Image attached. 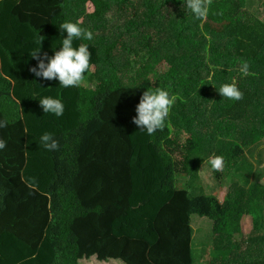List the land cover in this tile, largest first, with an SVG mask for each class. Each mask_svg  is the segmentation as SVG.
Here are the masks:
<instances>
[{
  "label": "trees",
  "instance_id": "16d2710c",
  "mask_svg": "<svg viewBox=\"0 0 264 264\" xmlns=\"http://www.w3.org/2000/svg\"><path fill=\"white\" fill-rule=\"evenodd\" d=\"M246 1L213 0L205 20L184 9L183 0L0 2L1 72L14 83L22 115L0 128L7 142L0 150V180L11 192L0 217V264H81L92 257L105 264H201L192 215L213 224L207 264H264V185H250L249 176L236 170L250 147L264 143V20ZM64 22L93 33L92 40L73 43L89 46V87H60L29 71L37 64L30 53L40 35L42 53L51 57L60 50ZM245 61L247 76L240 70ZM225 83H235L243 99L223 98L218 91ZM156 87L179 99L165 128L147 136L131 121L143 92ZM45 96L62 100V116L43 112L39 100ZM0 121H6L1 113ZM133 131L138 145L148 137L144 144L149 157L154 154L153 188L157 183L175 203L179 197L185 202L184 219L173 202L156 219L162 257L147 241L112 233L109 215L137 198ZM44 132L64 140L62 187L52 153L40 145ZM214 155L224 157L222 173L216 172L220 181L241 180L222 202L205 195L200 183V169ZM22 177H34L37 188ZM146 193L135 201L148 202L153 193Z\"/></svg>",
  "mask_w": 264,
  "mask_h": 264
},
{
  "label": "clouds",
  "instance_id": "9594fccd",
  "mask_svg": "<svg viewBox=\"0 0 264 264\" xmlns=\"http://www.w3.org/2000/svg\"><path fill=\"white\" fill-rule=\"evenodd\" d=\"M213 0H183V8L190 11L194 18L205 20L208 16L210 6ZM61 33H67V37L62 40V46L59 51H55L53 56L47 52H41L43 36H39V47L34 49L30 56L37 61V64L29 69L30 73L37 78L46 81L58 80L60 87H79L85 83V73L93 68L89 46L80 44L74 47L76 39H93V33L82 28L79 22H64L59 26ZM250 65L245 61L241 64V72L247 76ZM219 94L223 98L233 101L243 99V93L235 83H225L219 88ZM176 95H170L164 88H148L143 92L138 105L136 106V116L132 118V123L139 128V131L146 132L148 135L155 134L158 130H163L170 111L176 103ZM39 106L45 114H53L60 117L64 113V104L62 100L45 96L39 100ZM7 127V121H0V128ZM26 131V129H25ZM40 145L50 152L59 151L60 143L54 137L53 133L44 132L40 136ZM7 142L0 138V150L5 149ZM208 163L212 171H222L224 167V157L214 155L209 157ZM203 171V169H202ZM22 182L30 189H36L35 178H24Z\"/></svg>",
  "mask_w": 264,
  "mask_h": 264
},
{
  "label": "rangeland",
  "instance_id": "374dc122",
  "mask_svg": "<svg viewBox=\"0 0 264 264\" xmlns=\"http://www.w3.org/2000/svg\"><path fill=\"white\" fill-rule=\"evenodd\" d=\"M246 6L256 17L264 20V6L262 5L261 0H247ZM82 85L84 87H89L88 81H85V83ZM0 104H3V102ZM17 104H18V107L20 108V105L18 102ZM19 110H20L19 114L21 115V109ZM18 112L19 111L17 110L15 112V115L13 112H11V118H12L11 122L16 121V123H18L19 121H21V120L17 121ZM21 119H22V115H21ZM136 133L137 131H133L130 133V136H129L130 139H132L133 141L134 150H136L135 160L131 164V169H132V174H133L132 187H133V183L135 180L136 187H137V196L135 197H137L139 201L144 199V197L147 194L146 193L147 189H150L153 194L151 195V198L146 203L144 208L140 206L142 204H139L134 209V211L131 210L130 214H132L133 216L127 215L128 219L124 220L123 218L124 215L122 214H118V215L110 214L109 216L114 219V223L112 224V233L114 235H123V237H127L129 239H136V240H142V241L149 239L148 241L153 243L152 237H150L153 234V229H150V227H152V222L146 221V219H148L149 217L153 218L152 213L155 212V210L161 205V203H167V200H166L167 196H165L166 194L165 192L160 191V189H158L157 183L155 187L156 189L153 188L152 178L157 171L155 168V163H152V157H154V154L152 155V157L151 156L149 157L147 146L144 144L146 143V140L148 141V137H147L148 134L143 133L147 136L141 137L142 142L144 143L138 145V142H135V139H134L135 136L139 135ZM52 158L54 161L53 153H52ZM236 170L249 176L250 185H252L253 183H259L260 185H264V143L250 147L248 151L246 152V154L242 157L239 164L236 166ZM219 172L222 173V171H219ZM145 180L147 182V189H144V186H143V182ZM237 180H238V177L232 176L230 178H224L223 181H220L217 178L216 171H212L209 165H203L200 169V181H201L200 183L203 186V193L207 196H212L221 202L224 200L225 196L231 190L232 183ZM238 181H241V180H238ZM1 184L3 185L2 182ZM57 186L62 187L58 183H57ZM157 190L159 192H157ZM177 203H179V207L181 208L180 210L184 212L185 204L183 203L185 202H183V198L182 197L177 198ZM5 207H6V204H5ZM182 215L184 219L185 212ZM143 217H146L144 221L138 220ZM191 219H192V226L195 230L194 246L196 245L197 248H200L202 250L201 264H207L211 258L210 242H211V237H212V225H213L212 221L208 218L199 217L198 215H192ZM250 221H251L250 217L246 216L243 218L242 220L243 229H244L245 224L247 223L250 224ZM100 233L105 234L104 230H102V227H101ZM155 250L157 252L158 245L156 246ZM157 254L160 257H162L161 251L157 252ZM89 258L86 257V259H89ZM81 264H102V263L97 262L96 258L92 257V259L83 260ZM113 264H121V263L115 262Z\"/></svg>",
  "mask_w": 264,
  "mask_h": 264
},
{
  "label": "crops",
  "instance_id": "0c3cea01",
  "mask_svg": "<svg viewBox=\"0 0 264 264\" xmlns=\"http://www.w3.org/2000/svg\"><path fill=\"white\" fill-rule=\"evenodd\" d=\"M4 1V0H1ZM0 1V2H1ZM13 88H14V84L8 80L7 78H5L2 73H1V63H0V103L3 102V104H0V113L4 116V119L9 123V124H16V121L11 122L12 118H11V112L14 113L18 110V119L17 121L21 120V115L20 113V108L18 107L17 101L14 99L12 92H13ZM5 103V104H4ZM59 143H60V149L59 151H54L53 153V157H54V161H55V171H56V182L59 185H63L64 184V179H65V173H66V168H67V160L63 157L62 155V147L64 145V140L62 137H55ZM136 186V185H135ZM137 191V188H136ZM11 192L6 189L0 182V217L5 215L6 212V207H5V201L6 198L9 196ZM165 196H167V203H161V205L155 210L154 213H152L153 218L149 217L147 219V221H151L152 222V227H150V229H153V234L150 236L152 237L153 243L149 242V247L150 249L154 248L155 246H157L160 242L161 239V235H160V231L157 229L155 222L158 216H160L161 212L164 210V208L166 206H168V204L170 202H173L172 204L175 205V208L178 209L177 207V203L174 202V199L172 196L165 194ZM137 199V198H136ZM136 199H134L131 204H128V206H126L124 208V210L120 213H113L114 215H118V214H124V220L128 219L127 215H132L130 214V211L133 210L137 207V205H139V203H137V201H135ZM147 203V202H146ZM146 203L140 205L144 208V206L146 205ZM171 204V203H170ZM143 210V209H142ZM144 211V210H143ZM133 216V215H132ZM147 216V215H146ZM116 217V216H115ZM113 219V218H112ZM146 219V217L140 218L138 219L139 221H144ZM114 220V219H113ZM148 224V223H146ZM125 225V224H124ZM190 227L194 230L193 226H192V219L190 218ZM243 227V225H242ZM252 229V223L250 221V224L247 223L244 225V229L243 232L244 233H248L250 230ZM195 233V230H194ZM114 237L116 238H121L123 237V235H114ZM195 237V235L193 236V238ZM105 264V263H102ZM110 264V263H108Z\"/></svg>",
  "mask_w": 264,
  "mask_h": 264
}]
</instances>
